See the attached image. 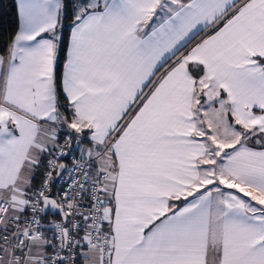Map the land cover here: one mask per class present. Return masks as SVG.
<instances>
[{"label": "snow or ice", "instance_id": "6c2138e0", "mask_svg": "<svg viewBox=\"0 0 264 264\" xmlns=\"http://www.w3.org/2000/svg\"><path fill=\"white\" fill-rule=\"evenodd\" d=\"M0 264H264V0H0Z\"/></svg>", "mask_w": 264, "mask_h": 264}, {"label": "trees", "instance_id": "16d2710c", "mask_svg": "<svg viewBox=\"0 0 264 264\" xmlns=\"http://www.w3.org/2000/svg\"><path fill=\"white\" fill-rule=\"evenodd\" d=\"M3 11L5 13L4 19L6 21L5 27L11 31L15 30V11L11 4H5Z\"/></svg>", "mask_w": 264, "mask_h": 264}]
</instances>
